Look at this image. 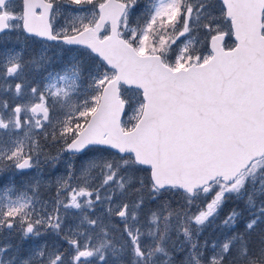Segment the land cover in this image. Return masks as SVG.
I'll return each mask as SVG.
<instances>
[{"label":"snow or ice","instance_id":"snow-or-ice-1","mask_svg":"<svg viewBox=\"0 0 264 264\" xmlns=\"http://www.w3.org/2000/svg\"><path fill=\"white\" fill-rule=\"evenodd\" d=\"M0 264H264V0H0Z\"/></svg>","mask_w":264,"mask_h":264},{"label":"rangeland","instance_id":"rangeland-1","mask_svg":"<svg viewBox=\"0 0 264 264\" xmlns=\"http://www.w3.org/2000/svg\"><path fill=\"white\" fill-rule=\"evenodd\" d=\"M14 45H15V36L11 37V43L8 44V47L11 48V47H13ZM32 51H33V49H28V50L25 52V56L27 57V56L31 55V54H32ZM49 54H51V53H49ZM54 66H55V67H60L59 64H56V65H54ZM59 171H63L62 166L60 167ZM44 174H45V179L47 180V179L50 178V175L52 174V172H51L50 169H48L47 167H45V168H44ZM20 184H21V182H20V179L18 178V180H17V186L20 187ZM48 195H49V193H48L47 191L42 190V193H41V198H42V199H47V198H48ZM233 206H235V205H234L232 202H229V204L225 207L224 212L222 213V216H223L224 213H226V212L228 211V209H229L230 207H233ZM241 206H242V205H241ZM99 211H100V208H99V206H98V207H97V212H99ZM209 231H211V230H209ZM206 234H207V233H206ZM12 242H13V243L17 242V239H16V238H13V241H12Z\"/></svg>","mask_w":264,"mask_h":264}]
</instances>
